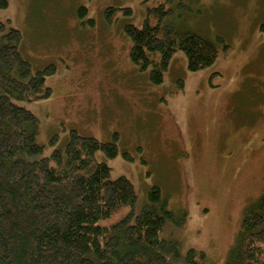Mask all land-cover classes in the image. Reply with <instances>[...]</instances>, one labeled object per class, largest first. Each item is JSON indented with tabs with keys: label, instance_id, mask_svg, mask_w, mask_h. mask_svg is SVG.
<instances>
[{
	"label": "rangeland",
	"instance_id": "rangeland-1",
	"mask_svg": "<svg viewBox=\"0 0 264 264\" xmlns=\"http://www.w3.org/2000/svg\"><path fill=\"white\" fill-rule=\"evenodd\" d=\"M7 1L0 20L21 32L32 69L56 66L49 97L17 101L38 118L44 152L64 147L71 130L101 141L117 134V155L97 160L132 182L139 206L158 186L185 214L165 235L223 264L244 210L264 194V0H196L194 17H177L183 29L228 48L218 44L215 61L194 72L175 52L159 84L131 61L124 24L141 26L160 0ZM107 7L117 9L110 18Z\"/></svg>",
	"mask_w": 264,
	"mask_h": 264
},
{
	"label": "trees",
	"instance_id": "trees-1",
	"mask_svg": "<svg viewBox=\"0 0 264 264\" xmlns=\"http://www.w3.org/2000/svg\"><path fill=\"white\" fill-rule=\"evenodd\" d=\"M7 6L0 0V9ZM195 7L196 0H160L146 7L141 26L124 24L129 57L149 70L152 83L163 81L177 51L194 72L215 61L218 44L228 48L220 37L183 29L177 17H194ZM116 11L107 7L105 17ZM77 14L82 19L87 9ZM259 28L264 34V24ZM21 41V32L0 20V264H213L203 250L183 252L165 235L185 214L169 208L158 186L139 206L132 182L112 178L109 165L97 160L98 152L117 155V134L101 141L71 130L64 147L44 152L38 118L17 101L49 97L46 78L56 66L33 70ZM227 254L223 264H264V194L244 210Z\"/></svg>",
	"mask_w": 264,
	"mask_h": 264
}]
</instances>
